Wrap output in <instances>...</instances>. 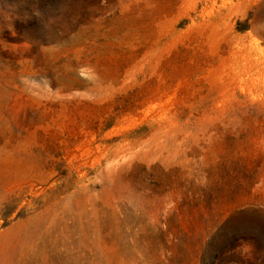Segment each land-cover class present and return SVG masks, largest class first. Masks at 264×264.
<instances>
[{"label":"rangeland","instance_id":"obj_1","mask_svg":"<svg viewBox=\"0 0 264 264\" xmlns=\"http://www.w3.org/2000/svg\"><path fill=\"white\" fill-rule=\"evenodd\" d=\"M0 264H264V0H0Z\"/></svg>","mask_w":264,"mask_h":264}]
</instances>
